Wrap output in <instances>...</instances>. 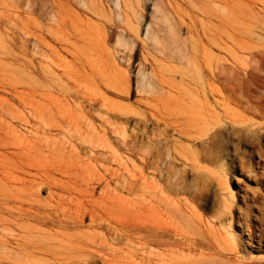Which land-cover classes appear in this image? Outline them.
<instances>
[{
	"label": "rangeland",
	"instance_id": "374dc122",
	"mask_svg": "<svg viewBox=\"0 0 264 264\" xmlns=\"http://www.w3.org/2000/svg\"><path fill=\"white\" fill-rule=\"evenodd\" d=\"M159 1L188 62L127 94L106 10L0 0V264H264V0Z\"/></svg>",
	"mask_w": 264,
	"mask_h": 264
},
{
	"label": "bare ground",
	"instance_id": "6f19581e",
	"mask_svg": "<svg viewBox=\"0 0 264 264\" xmlns=\"http://www.w3.org/2000/svg\"><path fill=\"white\" fill-rule=\"evenodd\" d=\"M78 6L86 11L106 10L110 15V20L113 22L114 30L109 33L101 30L103 42L106 46L114 44L113 56L115 60L120 59L124 68V91H131V77L133 68L137 69L136 89L138 91H151L156 88L157 75L153 63L149 66L144 62H140L135 66L136 45L141 53L147 48H150L155 53H159L166 59H172L175 62H188L186 53L181 45L179 31L173 18L167 11V8L161 4L159 0H74ZM151 2L153 8L151 11H146V5ZM149 17V21H147ZM111 30V29H110ZM144 30V37L143 36ZM142 32V33H141ZM148 67V68H147ZM262 77V76H261ZM264 82V78H261ZM260 89L259 86H257ZM251 101H248L249 104ZM237 121L231 122V125ZM214 134H207V138L203 139L202 145H207L209 139ZM208 161L207 157L202 156L201 162ZM218 184L220 190L228 194V176L223 174ZM230 198L234 199V194L229 193ZM206 194L199 189V196L193 197L194 206L198 209V217H201L207 203ZM226 205V204H225ZM224 205V209L230 213V205ZM232 205V204H231Z\"/></svg>",
	"mask_w": 264,
	"mask_h": 264
}]
</instances>
